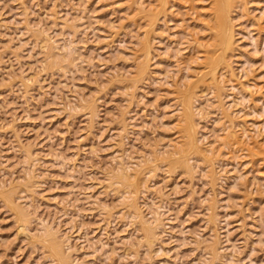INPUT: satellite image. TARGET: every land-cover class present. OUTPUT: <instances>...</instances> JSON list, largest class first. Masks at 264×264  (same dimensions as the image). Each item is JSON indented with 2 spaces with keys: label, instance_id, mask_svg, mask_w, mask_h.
I'll return each mask as SVG.
<instances>
[{
  "label": "rangeland",
  "instance_id": "rangeland-1",
  "mask_svg": "<svg viewBox=\"0 0 264 264\" xmlns=\"http://www.w3.org/2000/svg\"><path fill=\"white\" fill-rule=\"evenodd\" d=\"M214 1L0 0V264H264V0L224 56Z\"/></svg>",
  "mask_w": 264,
  "mask_h": 264
},
{
  "label": "bare ground",
  "instance_id": "bare-ground-1",
  "mask_svg": "<svg viewBox=\"0 0 264 264\" xmlns=\"http://www.w3.org/2000/svg\"><path fill=\"white\" fill-rule=\"evenodd\" d=\"M163 1V0H162ZM231 3V2H230ZM231 7V6H230ZM214 10H215V17L216 16H218L219 18H220V21H221V27H222V30H223V37H224V39H223V44H224V46H223V53H222V56H224V53L229 49V47L231 46V44H232V30H231V28L228 26V24H227V19H229L228 18V14H229V11H228V9H229V0H215L214 1ZM231 9V8H230ZM230 23V22H229ZM231 24V23H230ZM217 26V25H216ZM219 27V26H218ZM233 28V27H232ZM221 34V33H220ZM222 36V35H221ZM220 38V37H219ZM223 44H221V45H223ZM227 53V52H226ZM210 55V54H209ZM208 56V55H207ZM221 56V58L223 59V57ZM225 56H226V54H225ZM207 59V58H206ZM208 60V59H207ZM210 62H211V60H210ZM224 62V61H223ZM208 63V62H207ZM219 64V63H218ZM226 64H228V63H226ZM209 66V65H208ZM207 67V66H206ZM230 67V66H229ZM227 68V67H226ZM212 69V68H211ZM213 70V69H212ZM211 71V70H210ZM231 74H233L232 72H231ZM233 76V75H232ZM214 83H216V82H214ZM187 103V102H186ZM188 110V109H187ZM182 114H183V110H182V112H181ZM187 114H186V117H187V119H188V123H190L189 124V126H193L192 125V120H191V115H190V113H189V110L186 112ZM192 114V113H191ZM193 117V116H192ZM182 118V117H181ZM184 120V119H183ZM187 121V120H186ZM183 122V121H182ZM185 122V121H184ZM188 123H186V125L188 124ZM189 128H191V127H189ZM191 130V129H190ZM193 130H194V127H193ZM188 131V130H187ZM194 132V131H193ZM192 133V132H191ZM190 133V134H191ZM188 135V134H187ZM186 135V136H187ZM194 136V135H193ZM189 137V136H188ZM188 137H187V139H188ZM186 139V140H187ZM194 139V138H193ZM190 140V139H189ZM190 142V141H189ZM196 142V141H195ZM186 143V142H185ZM191 143V142H190ZM194 143V142H193ZM195 145H196V143H194ZM194 144H193V146H194ZM186 145V144H185ZM189 146V145H188ZM191 146V145H190ZM189 146V147H190ZM196 149V148H195ZM52 243H53V240L51 241ZM51 243V244H52ZM54 246V245H53ZM54 248V247H53ZM56 250H58V247L56 248ZM60 253V252H59Z\"/></svg>",
  "mask_w": 264,
  "mask_h": 264
}]
</instances>
